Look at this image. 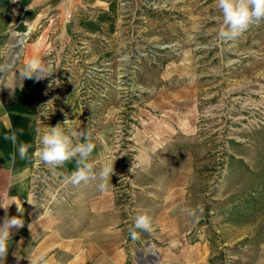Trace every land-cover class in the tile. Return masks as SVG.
Listing matches in <instances>:
<instances>
[{
    "label": "rangeland",
    "instance_id": "obj_1",
    "mask_svg": "<svg viewBox=\"0 0 264 264\" xmlns=\"http://www.w3.org/2000/svg\"><path fill=\"white\" fill-rule=\"evenodd\" d=\"M20 2L9 0L14 17ZM222 27L215 0H117L115 22L100 35L48 38L42 61L54 73L31 81L37 136L61 124L111 149L128 238L143 199L135 186L147 182L138 178L139 159L155 155L159 179L150 182L160 193L172 186L184 193L171 198L174 240L154 242L157 258L144 260V240L160 230L136 229L127 264H264V20L231 40ZM28 33L4 41L0 96L36 39ZM36 141L32 195L41 204L67 161L43 163Z\"/></svg>",
    "mask_w": 264,
    "mask_h": 264
},
{
    "label": "crops",
    "instance_id": "obj_2",
    "mask_svg": "<svg viewBox=\"0 0 264 264\" xmlns=\"http://www.w3.org/2000/svg\"><path fill=\"white\" fill-rule=\"evenodd\" d=\"M116 11L117 0H21L19 12L14 17L9 0H0V52L10 35L24 36L29 31L28 35L36 38L26 45L23 64L16 68L15 78H7L0 96V204L9 205L7 210L0 207V224L6 216H20L25 221L22 228L11 230L8 254L0 264H127L130 256L134 258L132 249L136 242L126 235L128 226L114 196L115 172L104 191L98 188L99 178L73 186L66 182V177L75 170L76 163L74 159L69 160L56 169L57 181L45 202L38 204L34 199L37 127L33 118L32 89H35V84L31 81L35 79L22 80L20 77L27 60L33 57L42 60L50 36L65 42L79 33L100 35L104 27L114 24ZM13 80H17L15 85ZM11 132L17 134L16 145L5 139V135ZM20 143L32 145L24 159L18 153ZM94 145L89 162L94 164V171L98 174L114 161L107 145L104 144L102 150ZM156 149L148 151L154 153ZM153 156L142 158V161L139 159L138 178L144 176L147 182L143 186H135L140 191H135V194L143 193V199H137L136 213H149L152 229L160 230L144 240L150 252L149 256L141 255L144 260L149 257L150 261L158 256L155 253L158 250L152 248L154 242L174 240L171 237V217H175L178 205L171 198L184 194L173 186L162 194L150 182L159 179L152 173L156 164L152 161ZM171 173L174 172L168 171L163 176L169 183L174 180Z\"/></svg>",
    "mask_w": 264,
    "mask_h": 264
},
{
    "label": "clouds",
    "instance_id": "obj_3",
    "mask_svg": "<svg viewBox=\"0 0 264 264\" xmlns=\"http://www.w3.org/2000/svg\"><path fill=\"white\" fill-rule=\"evenodd\" d=\"M15 2V0H14ZM218 10L223 15V27L220 36L225 39H235L254 21L264 20V0H215ZM53 69L50 65H45L38 58L33 57L25 62L24 69L20 72V77L24 79H35L37 81L48 78L53 75ZM68 121L64 123L67 124ZM37 129V133H39ZM91 132L89 131H71L66 133L61 124L54 127H48L42 135L37 136L40 160L48 165L61 166L64 162L75 160V170L66 177V182L73 186H79L81 183L87 184L91 180L99 178L98 188L100 191L106 190L107 182L114 172L113 165L104 166L97 174L94 171V164L89 162L95 145L90 142ZM73 138H80L83 142L73 143ZM6 140H10L13 145L17 144L16 132L5 135ZM31 144L20 143L18 153L21 159L28 156ZM15 159V154L12 156ZM9 206V205H8ZM8 206L0 204L7 210ZM19 207V206H18ZM20 211V207H19ZM202 213L203 209H199ZM189 216H195L194 210L185 209ZM25 221L20 216L4 218L0 224V260L6 258L9 249V240L11 239V230L13 228H22ZM31 228V225H29ZM136 229L151 233L152 219L147 214H140L135 217V225L130 229V236L133 240L139 239Z\"/></svg>",
    "mask_w": 264,
    "mask_h": 264
},
{
    "label": "built area",
    "instance_id": "obj_4",
    "mask_svg": "<svg viewBox=\"0 0 264 264\" xmlns=\"http://www.w3.org/2000/svg\"><path fill=\"white\" fill-rule=\"evenodd\" d=\"M11 1H12L13 5H14V3L16 4L18 2V0H15V2H14V0H11ZM70 17H71V15H68V18H70Z\"/></svg>",
    "mask_w": 264,
    "mask_h": 264
}]
</instances>
